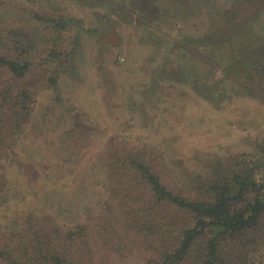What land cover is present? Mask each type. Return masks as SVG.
Masks as SVG:
<instances>
[{"label":"rangeland","instance_id":"374dc122","mask_svg":"<svg viewBox=\"0 0 264 264\" xmlns=\"http://www.w3.org/2000/svg\"><path fill=\"white\" fill-rule=\"evenodd\" d=\"M0 29L65 53L26 80L37 105L5 160L0 234L29 214L61 231L117 220L105 166L116 147L150 152L175 188L237 155L263 184L264 81L247 57L264 45V0H0ZM247 264H264V249Z\"/></svg>","mask_w":264,"mask_h":264},{"label":"trees","instance_id":"16d2710c","mask_svg":"<svg viewBox=\"0 0 264 264\" xmlns=\"http://www.w3.org/2000/svg\"><path fill=\"white\" fill-rule=\"evenodd\" d=\"M38 18L65 28L63 20ZM64 55L29 31L0 29V196L5 162L31 125L37 105L38 93L26 80L36 61ZM247 58L264 81V45ZM48 82L57 90V78ZM127 147H116L105 165L116 189L117 220L92 218L61 231L29 214L18 232L0 234V262L247 264L263 251L264 182L259 184L256 177L259 165L245 155L209 160L204 173L179 189L165 181L150 152ZM180 213L182 219L173 218Z\"/></svg>","mask_w":264,"mask_h":264}]
</instances>
